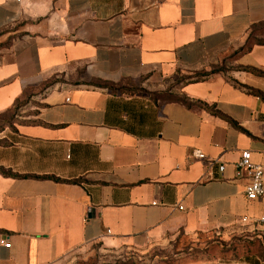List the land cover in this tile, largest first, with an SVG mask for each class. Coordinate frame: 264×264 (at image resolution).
I'll use <instances>...</instances> for the list:
<instances>
[{
	"label": "crops",
	"instance_id": "obj_1",
	"mask_svg": "<svg viewBox=\"0 0 264 264\" xmlns=\"http://www.w3.org/2000/svg\"><path fill=\"white\" fill-rule=\"evenodd\" d=\"M263 23L264 0H0V116L27 96L40 105L0 133V264L255 228L240 220L264 204L236 163L245 150L264 163V44L239 51Z\"/></svg>",
	"mask_w": 264,
	"mask_h": 264
},
{
	"label": "rangeland",
	"instance_id": "obj_2",
	"mask_svg": "<svg viewBox=\"0 0 264 264\" xmlns=\"http://www.w3.org/2000/svg\"><path fill=\"white\" fill-rule=\"evenodd\" d=\"M248 42H264V23L253 26L247 36L246 43ZM229 70L230 66L225 61L213 73H226ZM172 97L167 95L160 98ZM39 107L38 98L25 97L14 109L0 116V133L7 128L14 130L18 124L31 122L30 115ZM99 254L98 251L96 262L92 258L86 264H246L251 258L258 257L264 260V226L246 227L240 234L230 236L228 239L220 235L196 239L180 237L167 249L122 254L117 256V259L100 260Z\"/></svg>",
	"mask_w": 264,
	"mask_h": 264
},
{
	"label": "built area",
	"instance_id": "obj_3",
	"mask_svg": "<svg viewBox=\"0 0 264 264\" xmlns=\"http://www.w3.org/2000/svg\"><path fill=\"white\" fill-rule=\"evenodd\" d=\"M69 101V99H67ZM194 159H205L206 155L199 149L191 152ZM217 161L212 162V165ZM225 166H220V171H225ZM236 178L244 182V194L251 202H261L264 204V163H255L252 160L250 151L242 152L239 161L236 163ZM179 209L183 207L177 206ZM241 226H264V211L257 217L244 216L240 220Z\"/></svg>",
	"mask_w": 264,
	"mask_h": 264
},
{
	"label": "trees",
	"instance_id": "obj_4",
	"mask_svg": "<svg viewBox=\"0 0 264 264\" xmlns=\"http://www.w3.org/2000/svg\"><path fill=\"white\" fill-rule=\"evenodd\" d=\"M257 44H264V42L263 43H251V42H248V43H246V45L244 46V48L242 49V50H240L239 52H248V51H250L251 49H252V47L254 46V45H257ZM238 52V53H239ZM258 75H260V76H264V74H262V73H257ZM205 75H200V76H197V79H202L203 77H204ZM99 87H102V88H105V89H108V90H110V91H112V92H115V88L113 87V86H110V85H106V84H104V85H99ZM119 90H121V89H117V92L119 91ZM248 92H251V91H249L248 90ZM256 94V93H255ZM168 94H156V96L157 97H162V96H164V97H166ZM169 96V95H168ZM174 99H176V100H178L179 102H181V103H183L184 105H186L188 108H194V107H201V104H197V103H194V102H191V101H189L188 99H186V98H174ZM167 100V99H166ZM0 173H3L4 175H11L10 173H6V172H4V171H2V170H0Z\"/></svg>",
	"mask_w": 264,
	"mask_h": 264
}]
</instances>
